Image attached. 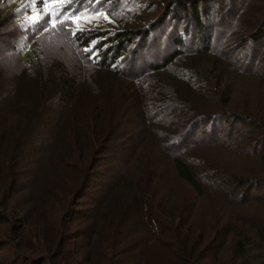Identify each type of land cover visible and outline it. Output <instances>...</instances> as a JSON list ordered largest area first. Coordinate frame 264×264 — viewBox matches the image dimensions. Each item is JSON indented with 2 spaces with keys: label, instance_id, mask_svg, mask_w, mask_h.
Listing matches in <instances>:
<instances>
[{
  "label": "rangeland",
  "instance_id": "rangeland-1",
  "mask_svg": "<svg viewBox=\"0 0 264 264\" xmlns=\"http://www.w3.org/2000/svg\"><path fill=\"white\" fill-rule=\"evenodd\" d=\"M171 1H101L117 20L107 27L104 38L109 37L114 43L117 39L114 27L123 24L133 28L144 26L162 14L165 5L171 4ZM207 2L211 6L209 9L214 7L219 14L202 17L204 20L213 18L215 25L205 26V21L203 26L198 27L192 22L188 33L196 37L193 42L195 46L201 43V36L208 35L205 32L210 33V40L203 47L206 51L181 48L182 53L167 66L135 77L132 75L141 73V67L161 62L171 44L172 34L168 33L170 26L183 29L190 19V9L178 20H166L165 31L156 36L151 34L145 38L142 33L136 32L131 42L126 44L115 68H98L89 66L84 61L85 57L82 58V45L69 37V22L43 35L39 33L43 21L37 24L18 23L12 16L15 17L16 11L6 15L11 9L18 10L23 3L21 0H0V6L6 5L5 9L0 10V38L3 40L0 41V119L5 124L9 122L8 113L20 106L21 96L29 98L30 102L39 97L34 96L38 68L21 61L20 49L26 48L28 41L32 40L42 71L49 74L44 92L36 98L39 102L44 101L45 113L39 125L42 130L35 141L29 139L30 144L25 146L23 163L16 170L17 174L14 173L15 185L18 184L20 189L10 199L7 198L10 187H5L7 183L1 177L8 173L5 170L6 159L3 162L5 154L0 148V182L4 181L0 183L1 208L10 215L16 213L22 218L21 239L32 242L25 246L33 244L31 251L24 249L31 253L27 256H43L46 249L56 252L61 244V241L59 244L57 240L54 242L53 238L48 242V239L41 238V231H38L40 213L45 207L39 202L46 189L41 180L56 149L59 151L63 147L65 154L71 155V164H68L72 166L77 162L74 157L87 155L82 159V171L76 179L74 195L71 199L68 197L57 212L61 227L77 234L71 239L70 233L62 235L61 240L66 236L68 257L59 264H83L88 251L93 260L100 259L101 245L112 241V244H117V258L128 256V260H134V256L129 254L135 251V255H138L147 243L148 228L139 213L140 205L135 202L137 193L142 190L152 192V196L146 198L149 203L151 199L154 204L162 202L171 210L189 208L193 196L191 188L183 181L176 180L170 163L176 147L172 142L159 141L160 130L169 131L179 126L181 133L187 134L190 133L188 125L194 118L221 114L222 119L217 118V121L214 117V122L208 118L195 127L192 136H187L188 144H191L188 150L191 156L194 155L190 162L203 165L211 161L221 162L240 178L241 175L255 177L264 173V168L255 163L254 156L237 153L227 143L228 137L230 141H235L238 137L249 136L246 134L251 125H242L236 120L237 115L250 114L260 123L257 126L264 129V37L257 40L251 36V32L264 21V0ZM182 5L177 7L180 12L185 11ZM88 50L91 51V47ZM195 75L201 78V84L194 80ZM135 79H138V83ZM138 84L148 89L142 96ZM68 85L72 88L70 94H65ZM16 123L19 126V121ZM215 134L220 144H205L210 140L208 137ZM255 134H258L255 147L263 152L264 136L260 131ZM84 137L96 141L85 147ZM194 141L196 143L192 145ZM72 143L73 148L70 146ZM194 157L196 160H193ZM194 165L199 167L200 164ZM260 190L264 193V186ZM251 191H254L253 188ZM208 204L207 199L201 201L199 213L203 219L213 208L211 205L209 208ZM246 212L261 216L264 221V200L252 203ZM9 232L8 223L0 222V242L6 241L9 245L0 249V257H5L7 261L13 257L10 250L16 248L14 241L9 240ZM98 234L99 240H96ZM224 253L228 254L229 249Z\"/></svg>",
  "mask_w": 264,
  "mask_h": 264
},
{
  "label": "trees",
  "instance_id": "trees-1",
  "mask_svg": "<svg viewBox=\"0 0 264 264\" xmlns=\"http://www.w3.org/2000/svg\"><path fill=\"white\" fill-rule=\"evenodd\" d=\"M21 1L23 3L18 6V10L13 9L14 11H12L11 9L6 15L12 12L15 13L16 11L15 17L14 15L12 16L18 23L37 24L38 21H43L44 24L39 32L43 35L46 33L50 34L57 30L60 24L63 23L64 25L69 22V37L74 40L76 39V43L82 45L84 54L82 58L85 57L84 61L89 63V66L98 68H115L117 62L120 61V58L124 54L123 52L126 44L131 42L136 32L142 33L145 38L151 34L156 36L161 31H165L166 28L164 24L166 20H178L180 17L185 16L187 14L186 12L190 9V19L185 23L183 29H178L175 25L172 27L170 26L171 29L168 33L173 36L171 35V44L167 49V53L161 59V62L149 63L148 67H141V73L139 72L138 75H132L135 77H141L148 71H155L161 67L167 66L182 53V51H180L181 48H194L200 51H206V48H203L204 43L207 42L208 39L210 40L211 34L205 32V34L208 35L206 37L201 36L199 41L201 43L195 46L193 42L196 37L188 33L191 29L192 22L198 24V27L203 26L202 24H204L205 21V26L215 25L213 18L204 20V16L202 17V15L212 17V15L216 16L219 14L214 7L209 9L211 6H209L207 2L208 0H172L171 4L165 5L162 14L153 18V20L144 26L140 25L138 28H133L123 24L119 27H114L116 29L114 35L117 39L113 43L112 40H109V37L104 38L107 35L105 30L107 27L116 23L117 20H115L114 14L111 13L108 6L105 7V4L101 2L103 0H44L43 3H41V0ZM8 2L9 1L6 3ZM181 4H184L182 5L185 10L184 12H180V10L177 9ZM0 7L2 11L6 8V5L1 4ZM22 8H24V10ZM37 14H39L40 18L36 22L29 20L30 17ZM210 28L212 29V27ZM208 30L210 29L208 28ZM251 36L253 39L257 40L264 37V21L258 28H255L254 31L251 32ZM97 39L99 40L96 41ZM104 40H106L104 43L105 45H101ZM0 41L3 42L1 38ZM90 47L91 51L88 50ZM35 51L36 49L32 44V40L30 42L28 41L26 48L20 49L22 55L21 61L26 65L32 64L39 69V67L41 68V63ZM38 69H36L37 78L34 82V96L40 97L45 90L44 85L49 80V74L48 72L45 74L42 68ZM132 76L130 75V77ZM137 80L138 79H135V81ZM194 80H196L198 84L202 82L201 78L196 75ZM147 82L148 80L146 79L145 83ZM142 85L143 84H138L141 96L148 90ZM68 86L70 87V85ZM69 87H67V90L64 92L65 94H70L72 87ZM39 97L36 98L38 99ZM36 98L30 102L28 100L29 98L26 99L21 96L19 102L20 106H17L16 109H12L11 112L8 113L7 118L9 122L5 124V122L0 119V123L2 124L0 125V148L3 154H5L3 162L4 159H6L7 164L5 170L8 173L7 176L3 174L1 177H3L2 179L7 183L5 187H10V191L7 193L8 199L13 197L15 192L20 189L18 184L15 185V174H17L16 170L18 167L23 163L22 160L25 156L24 151H26L25 146L30 144L29 139L35 141L38 138L37 134L42 130V127L39 125L40 122H43L40 121V118L45 113V110L43 111L44 101L41 100V102H39ZM212 116L213 115H207L194 118L188 125L187 130L190 133L187 134L181 133L179 126L171 128L169 131H158L160 133L158 135L159 141L166 143L172 142L173 146L176 147V150L171 155L170 163L173 166V175L176 180L183 181L191 188L190 190L193 196H191L192 201L189 202V208L171 210L166 208L165 204L162 202L159 205L154 204V201L152 202L150 198L149 203L146 198L150 195L152 196V192L147 189H145V191L142 190L139 194L137 193L135 202L140 205L139 213L145 219V226L148 228L146 230L147 243L145 248L141 249L138 255H135V251H132V254L129 255L134 256V260H128V258H126L128 256L122 259L117 258L116 255L119 252H116V243L112 244L113 241L110 243H103L101 245L102 256H99L100 259L97 258V260H93L91 252L88 251L85 260H83V264H264L263 217L258 215L253 216L252 213L249 214L246 212L247 208L250 207L252 203H257L260 199L264 200V193L260 190V188L264 186V173L258 174L255 177L241 175L240 178L237 173L227 170L221 162L214 163L211 161L213 164L209 163L203 165L200 162L193 161L195 164H200L198 165L199 167L194 165L193 162H190V158L194 155L191 156L192 153L188 150L191 144H188L189 139H187V136L193 134L195 127L204 123V120L211 118V121L215 122L217 118L219 120L223 118L221 114L213 116V118ZM214 117H216V120H214ZM14 119H16V121H13ZM236 120L241 122L242 125H251V127L247 129L246 134L249 136L241 137V139H238V137L234 139L235 141H230V137H228L227 143L231 144L230 148H235L237 153H241L248 157L254 156L256 158L255 163L257 165L259 163V165L264 168V151L260 152L259 148L256 149L255 142L258 134L254 135V132L257 133V131H260L264 136V129H260L257 126V124L260 125V123H258L256 119H252L250 114L237 115ZM18 121L20 123L19 126H17L16 123ZM250 136L252 138H250ZM216 137V134L212 137H208L210 140L205 144L213 143L219 145L220 141H217ZM83 141L87 144H83L86 147L94 144L96 140H89V138L84 137ZM239 141H243L244 143H240ZM195 143L196 141H194L192 145ZM70 146L73 148V143L70 144ZM70 146L67 145L69 149H71ZM84 146L81 144L82 148H84ZM60 150L61 149L58 151V149H56V152L53 151V159H51L49 166L46 168V174L41 180L43 188L45 187L47 190L45 189V191H43L44 194L39 198V202H42L45 207L40 213L41 225L40 230L38 229V231H41V238L48 239V242L49 240L51 241V238H53L54 242L57 240V244L61 241L59 248H56V252L55 250L46 249L47 252L45 255L40 257H34L33 255L27 256L31 253L24 251V249L31 251L33 244L29 247L25 246L32 242H24L21 239L22 236L20 234L21 231H23L22 218L16 213H11L13 215H10L6 209H3V207L1 208L3 204L0 203V222L8 223L10 230L8 233L10 236H8L10 238L9 240H13L16 245L15 250H10L13 257L10 260L8 259L9 261H7L5 257H0V264H42L43 262H45V264H59L61 260L64 261L68 257V250L65 247V242H67L65 239L66 236L61 240L62 235H64V233H70L71 239L72 236L75 237L77 234L61 227V220L57 212L62 208L61 205L67 202L68 197L71 199L75 189V183L79 177L78 174L80 170L82 171V159L87 157V155L82 154L78 155V157H74L77 162L72 166L69 165L71 164V155L69 154L68 156L65 154L63 147L62 150ZM193 160H196V158L194 157ZM0 168H2V165ZM254 169L256 171L255 167ZM12 182V186L15 185L14 189L10 186ZM243 183L244 186L241 188ZM251 188H253L254 191H251ZM81 189V191H83V187ZM250 193L252 194L248 196ZM48 199H50V201H48ZM204 199L208 200L209 208L210 205L213 207L210 213H207L205 219L201 218L199 213L201 201H204ZM51 200L54 202L51 203ZM7 204H9V202H7ZM4 206H6V203H4ZM262 214L264 215L263 212ZM16 238H19L17 242ZM97 239L99 240V234L96 237V240ZM4 247H9L8 243L6 241L0 242V249ZM228 249L229 253H224V255L223 252ZM142 252H144L143 258L141 256ZM20 258L22 260L17 262ZM95 261L97 262L93 263ZM78 264L82 263L78 262Z\"/></svg>",
  "mask_w": 264,
  "mask_h": 264
},
{
  "label": "snow or ice",
  "instance_id": "snow-or-ice-1",
  "mask_svg": "<svg viewBox=\"0 0 264 264\" xmlns=\"http://www.w3.org/2000/svg\"><path fill=\"white\" fill-rule=\"evenodd\" d=\"M43 2H44V0H41V3H43ZM39 18H40L39 14H37V15H35L33 17H30L29 20L32 21V22H36Z\"/></svg>",
  "mask_w": 264,
  "mask_h": 264
}]
</instances>
